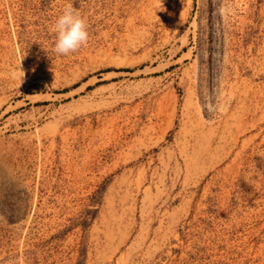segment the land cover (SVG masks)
Returning a JSON list of instances; mask_svg holds the SVG:
<instances>
[{
	"label": "rangeland",
	"instance_id": "rangeland-1",
	"mask_svg": "<svg viewBox=\"0 0 264 264\" xmlns=\"http://www.w3.org/2000/svg\"><path fill=\"white\" fill-rule=\"evenodd\" d=\"M0 264H264V0H0Z\"/></svg>",
	"mask_w": 264,
	"mask_h": 264
},
{
	"label": "clouds",
	"instance_id": "clouds-1",
	"mask_svg": "<svg viewBox=\"0 0 264 264\" xmlns=\"http://www.w3.org/2000/svg\"><path fill=\"white\" fill-rule=\"evenodd\" d=\"M56 41L54 52L60 56L76 53L89 41L86 20L80 16L71 6L67 7L56 19ZM20 70V69H19ZM22 77L24 73L20 70Z\"/></svg>",
	"mask_w": 264,
	"mask_h": 264
}]
</instances>
